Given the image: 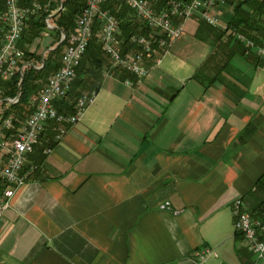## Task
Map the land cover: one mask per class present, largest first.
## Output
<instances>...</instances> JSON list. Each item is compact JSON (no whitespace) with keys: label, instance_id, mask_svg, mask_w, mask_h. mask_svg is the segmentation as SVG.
<instances>
[{"label":"crops","instance_id":"obj_1","mask_svg":"<svg viewBox=\"0 0 264 264\" xmlns=\"http://www.w3.org/2000/svg\"><path fill=\"white\" fill-rule=\"evenodd\" d=\"M224 40L194 15L140 82L104 54L93 73L98 54L84 53L75 79L94 102L72 125L46 123L26 155L0 264H264L232 215L240 198L264 219V69Z\"/></svg>","mask_w":264,"mask_h":264},{"label":"built area","instance_id":"obj_2","mask_svg":"<svg viewBox=\"0 0 264 264\" xmlns=\"http://www.w3.org/2000/svg\"><path fill=\"white\" fill-rule=\"evenodd\" d=\"M58 0H29L21 4L22 0H3L0 10V81L14 77L18 71L31 64L25 61L24 52L19 46L23 32L31 18L40 16L43 12L59 10ZM106 0H86L85 7L76 18L74 29L63 35L65 40L61 52L60 66L46 79V83L32 99L34 109L21 121L15 122L12 114L5 115L3 104L15 103L19 94L5 98V103L0 89V217L9 208L12 197L24 177L20 174L26 155L38 142L45 124L76 123L82 116L85 108L92 104V94H82L77 98L72 113L59 112L54 103L64 99L71 90L72 82L76 76V69L94 34V25L98 23V40L102 51L113 62L128 70L138 79L148 75L144 66L146 58L159 51L165 50L181 34L183 23L186 19L199 16L203 21L212 26H219L220 22L215 7L224 4L227 0H167L166 7L156 10L150 0H124L125 4L133 10L136 18L147 28L154 32L148 35L132 33L128 36L129 45L135 47L133 52L121 51L120 21L109 10L102 7ZM44 2V3H43ZM51 12V13H52ZM53 15V14H52ZM50 17L45 18L49 28H55L50 22ZM238 38L245 40L249 47L255 46L252 40L245 39L238 34ZM260 57L261 66L264 68V34L262 43L256 48ZM159 60L156 59V63ZM130 85V80H125ZM59 135L64 132L59 127ZM232 214L234 226L244 235L247 248L256 258L264 259V221L242 210L240 199L233 202ZM194 256L203 261L206 256L215 254L209 247L194 251Z\"/></svg>","mask_w":264,"mask_h":264},{"label":"trees","instance_id":"obj_3","mask_svg":"<svg viewBox=\"0 0 264 264\" xmlns=\"http://www.w3.org/2000/svg\"><path fill=\"white\" fill-rule=\"evenodd\" d=\"M28 1L29 0H22L23 3ZM163 1L165 0H157V9L160 8V3ZM230 2H233V0H230ZM3 6V0H0V10ZM83 6H85V0H65L64 8L60 10L55 17L57 27L63 30L65 34L70 33L74 29L75 18ZM102 7L109 10L119 19L121 31L120 38L123 41V46L126 45L127 37L131 33L149 34V28H145V26L136 18L134 12L124 4L122 0H106ZM232 12L233 13L227 21L226 27L223 31L226 32L230 30L236 33L237 30L246 34L249 38L255 40V42H258V33L264 30V19H262V17H264V0H237L234 2ZM42 15V17L37 19L31 18L28 21L26 29L22 34L21 42L19 43V46L24 52L25 60H28L31 64L25 66L22 69V72H18L14 77L0 81V89L2 91L1 96L3 98L12 97L19 93L18 101L14 104H9V107L4 112L5 115L12 114L16 123L30 114L33 110L30 106L32 96L44 86L43 84L46 83L47 77L60 66L61 57L59 58V53H61L63 49L65 40L56 45L55 48L51 49L45 57H41L39 54L28 51L25 46L24 48L22 47L23 40L27 43H32L34 38L39 36L40 31L45 27L44 17H46L47 12H43ZM98 27V23H95L93 37L85 51L89 56H95L98 54L97 58L103 54L97 36ZM58 40L59 37L55 39L56 42H58ZM128 47H130V45H128ZM242 48L246 49L247 47ZM38 60L41 61V63L39 68H36V65L34 64ZM97 62L98 65L94 67L95 69L92 71L93 73H96V69L101 64L100 58ZM78 70L80 69L77 68V75L79 72ZM86 86L85 78L79 73V76L75 79L73 84V90L71 89L67 98L58 100L55 103L57 110L62 113H72L76 98L83 93ZM96 88L97 84L94 85L90 91L96 90ZM4 102L5 101L3 100L2 103ZM262 177H264V175H261L258 178L257 183L263 181ZM238 235L241 234L235 231V236Z\"/></svg>","mask_w":264,"mask_h":264},{"label":"rangeland","instance_id":"obj_4","mask_svg":"<svg viewBox=\"0 0 264 264\" xmlns=\"http://www.w3.org/2000/svg\"><path fill=\"white\" fill-rule=\"evenodd\" d=\"M123 2H124V0H122ZM159 1V0H158ZM167 0H165V1H163L162 3H163V5H162V3H160L161 5H160V8L159 9H157V4H158V2H157V0H150V2L152 3L151 5L156 9V10H160V9H162V8H165L166 7V2ZM237 0H233V2H230V0H227L224 4H221V5H217L216 7H215V10H216V14H217V17H218V19H219V22H220V25L219 26H212V25H210V26H212L213 28H215V30L216 31H218L219 33H221V37H222V35H224L225 36V40H224V42H226V44L227 43H232V47H239V48H241V47H247V49H249V48H257L259 45H261V43H262V37H263V34H264V30L260 33L259 31V33H258V36L260 37L261 36V41H260V44H258L257 42H255V40H253V39H251V38H249L246 34H244V33H242V32H239V31H237L236 30V33H234L233 31H230V30H228V31H223L224 30V28L226 27V23H227V21L229 20V17L232 15V11H233V6H234V2H236ZM157 2V3H156ZM44 3V2H43ZM64 3H65V0H58L57 1V8L60 6V9L59 10H55L54 12H52V10H54L55 8H56V6L52 9V10H50V11H46L47 12V15H46V17H48L49 15H51V17H50V22H51V24L53 25V26H55L56 28H49V27H47V24L45 23V18L46 17H44V23H45V27L40 31V33H39V36H37L36 38H37V41L36 42H34L35 44H34V46L36 47V50H35V48H34V53H36V54H39L41 57H45V56H47V54H48V52L51 50V48L53 49V48H55V46L56 45H58L59 43V40L61 39V32H64L63 30H61V29H59L58 27H57V25H56V20H55V17L58 15V13H59V11L60 10H62L63 8H64ZM21 4H23V2H21ZM85 4H86V0H85ZM124 4H125V2H124ZM85 6H83V8H84ZM82 8V9H83ZM81 9V10H82ZM52 12V13H51ZM81 13V11L77 14V16H76V18L79 16V14ZM43 14V13H42ZM40 15V16H37L35 19H37V18H39V17H42L43 15ZM53 14V15H52ZM76 18H75V21H76ZM262 19H264V17H262ZM187 20V19H186ZM185 20V21H186ZM184 21V22H185ZM209 25V24H208ZM145 28H147L146 26H145ZM183 30H184V23H183ZM183 30H182V32H183ZM154 31L152 30V29H150L149 28V34L150 33H153ZM181 32V33H182ZM134 33H136V32H134ZM48 34H50L49 36H53V39L52 40H50V37L49 36H47V37H43V36H45V35H48ZM64 34H65V32H64ZM120 34H121V31H120ZM132 34V33H131ZM141 34H144V33H141ZM238 34L239 35H242V36H244V38L245 39H250V40H252L254 43V45L255 46H253V47H249L248 45H246V43H245V40H242V39H240V38H238ZM145 35H148V34H145ZM181 35V34H180ZM129 36V35H128ZM57 37H59V40H58V42H56L55 41V39L57 38ZM120 37V36H119ZM179 37V36H178ZM35 39V38H34ZM121 39V38H120ZM48 40H49V42H48ZM64 40V39H63ZM63 40H62V42H63ZM121 41H122V39H121ZM21 42V41H20ZM61 42V43H62ZM126 45L125 46H123L122 44H123V41L121 42V45L120 46H122L121 47V51H122V53L124 54L126 51H127V49L129 50V52H133L134 50H135V47H133V46H131L130 45V47H128V45H129V43H128V37H127V40H126ZM46 43H49V44H46ZM54 43V44H53ZM24 45L27 47V50L29 51V47H31V45H32V43H27L26 41H22V47L24 48ZM172 45V44H171ZM171 45L170 46H168L165 50H163V51H159V53H157V52H155L153 55H152V57L151 58H153V57H155L154 58V63L155 64H158V63H156V59H158V60H160L159 59V55H161V54H163V53H165V52H167L168 50H169V48L171 47ZM31 52V51H30ZM62 52V51H61ZM256 53H257V51H256ZM103 54L104 55H106L104 52H103ZM158 54V56H156ZM59 58L61 57V53H59ZM256 55H258V54H256ZM106 56H108V55H106ZM109 57V56H108ZM258 57H259V55H258ZM147 59V58H146ZM145 59V60H146ZM111 60V63H112V65L113 66H116V67H121L122 68V66H119V65H117V64H115L114 62H113V60L112 59H110ZM259 60H260V57H259ZM25 61H28V60H25ZM81 62V61H80ZM33 63V62H32ZM40 63H41V61H36L35 62V64L34 65H36V66H39L40 65ZM144 64V63H143ZM154 64V65H155ZM260 64H261V61H260ZM80 65V64H79ZM79 67V66H78ZM77 67V68H78ZM262 67V66H261ZM263 68V67H262ZM125 69V68H124ZM264 69V68H263ZM148 70V69H147ZM128 71V70H127ZM129 72V71H128ZM130 73V72H129ZM148 73H149V71H148ZM131 74V73H130ZM76 75H77V69H76ZM132 75V74H131ZM135 77H136V80L138 81V82H140L143 78H141V79H138V77L136 76V75H134ZM126 80H129V79H126ZM124 83H125V80H124ZM45 84V83H44ZM43 84V85H44ZM72 88V87H71ZM40 90V89H39ZM39 90L36 92V94L39 92ZM85 91V90H84ZM19 94V93H18ZM36 94L35 95H33L32 96V98H31V100H30V106H31V109L34 107L33 106V104H32V99H34V97L36 96ZM82 94H92V93H82ZM81 94V95H82ZM16 95V94H15ZM14 95V96H15ZM68 95H69V93H68ZM81 95H79L77 98H79ZM93 95V94H92ZM94 96V95H93ZM13 97V96H12ZM3 98V97H2ZM1 98V99H2ZM77 98H76V100H77ZM0 99V100H1ZM18 99H19V97H18ZM94 99H95V96H94ZM3 100H5V98H3L2 100H1V103L3 102ZM76 102V101H75ZM94 102V101H93ZM5 103V102H4ZM75 105V104H74ZM91 105V104H90ZM90 105H88V106H90ZM87 106V107H88ZM86 107V108H87ZM85 108V109H86ZM73 110H74V108H73ZM30 112V111H29ZM28 112V113H29ZM32 112V111H31ZM30 112V113H31ZM27 113V114H28ZM26 114V115H27ZM64 124H68V125H72V124H70V123H64ZM74 124V123H73ZM237 199H240V198H237ZM236 200V199H235ZM234 200V201H235ZM241 200V199H240ZM233 201V202H234ZM241 204H242V201H241ZM233 206V205H232ZM244 211V210H243ZM246 212V211H245ZM247 213H249V212H247ZM249 214H251V215H253V216H255V217H258V218H261L260 217V215H255L254 213H249ZM233 215V214H232ZM262 219V218H261ZM263 221H264V219H263ZM235 227V226H234ZM235 231L236 232H238L236 229H235ZM240 234H241V236H243V238H244V235L241 233V232H239ZM245 239V238H244ZM205 247H207V246H205ZM204 248V247H203ZM209 249H211L212 250V248H210L209 247ZM248 249V248H247ZM196 250H201V249H196ZM196 250H194V251H196ZM249 250V249H248ZM194 251H193V253H194ZM250 251V250H249ZM251 252V251H250ZM252 253V252H251ZM253 254V253H252ZM194 255V254H193ZM254 255V254H253ZM255 256V255H254ZM207 257V256H206ZM205 257V258H206ZM257 259H259V260H263L264 261V259H262V258H257ZM201 262V261H200Z\"/></svg>","mask_w":264,"mask_h":264},{"label":"bare ground","instance_id":"obj_5","mask_svg":"<svg viewBox=\"0 0 264 264\" xmlns=\"http://www.w3.org/2000/svg\"><path fill=\"white\" fill-rule=\"evenodd\" d=\"M132 10V9H131ZM133 11V10H132ZM63 33V32H62ZM64 47V46H63ZM86 51V50H85ZM85 53V52H84ZM84 55V54H83ZM83 57V56H82ZM61 60V59H60ZM60 63H61V61H60ZM36 68H39V66H35ZM18 72H22V70L21 71H18ZM75 78H76V76H75ZM74 78V79H75ZM74 81V80H73ZM73 83V82H72ZM67 98V97H66ZM65 99V98H64ZM61 100V99H60ZM58 101V100H57ZM57 101H55V103L57 102ZM55 103H54V105H55ZM34 106V105H33ZM56 107V106H55ZM33 109H34V107H33ZM57 109V108H56ZM215 255V254H214Z\"/></svg>","mask_w":264,"mask_h":264},{"label":"water","instance_id":"obj_6","mask_svg":"<svg viewBox=\"0 0 264 264\" xmlns=\"http://www.w3.org/2000/svg\"><path fill=\"white\" fill-rule=\"evenodd\" d=\"M63 35L65 36V34L63 33ZM62 40H63V37L59 40V44L62 42Z\"/></svg>","mask_w":264,"mask_h":264}]
</instances>
